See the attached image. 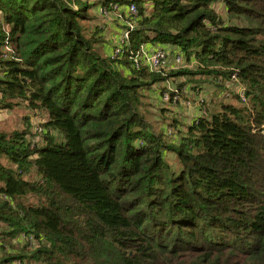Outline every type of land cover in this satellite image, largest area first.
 <instances>
[{
	"label": "trees",
	"instance_id": "16d2710c",
	"mask_svg": "<svg viewBox=\"0 0 264 264\" xmlns=\"http://www.w3.org/2000/svg\"><path fill=\"white\" fill-rule=\"evenodd\" d=\"M76 4L0 0V111L45 116L34 146L0 131V264H264V0L99 1L133 26L108 53Z\"/></svg>",
	"mask_w": 264,
	"mask_h": 264
},
{
	"label": "rangeland",
	"instance_id": "374dc122",
	"mask_svg": "<svg viewBox=\"0 0 264 264\" xmlns=\"http://www.w3.org/2000/svg\"><path fill=\"white\" fill-rule=\"evenodd\" d=\"M61 1L64 3L68 2V0H61ZM99 1H102V0H72L74 4H76V2H81V3L91 5L92 9L89 10L88 12V14L91 17V20L89 21L87 26L90 28L97 27L98 29H101V31L103 32L102 39L104 40V44H103L104 48L102 46L100 48L102 52L106 51L107 53L108 49H110L112 46H115L116 44H122V42L123 43L125 42L124 40H126L127 35L126 33H123L122 30H126L127 26H130V24L132 25V23L131 22L128 23V21L124 20V18L122 17V13L124 10L123 8L118 7L117 5H113L110 10L101 8L100 5L97 4V2ZM219 9H222V7L220 6ZM235 23L239 24L238 22H235ZM157 49H161V48H157ZM165 51L168 56L169 65H174L177 59L175 51L174 52H171L169 50H165ZM101 55L104 56L103 53H101ZM184 67L192 68V64L186 62ZM205 84H203L204 89L206 90V92L210 93L211 91H209V89L213 90L214 88H211L212 87L211 85L207 86V84L206 85ZM189 91L190 89L188 90V92ZM206 92H205V95H207ZM218 92H216L217 99H219L220 101L221 100H228V101L232 100L231 97L227 96L228 93H223L222 90ZM146 94L147 95H145V97L142 99V103L144 106L142 109V112L146 116L147 121L150 124H152V126L154 127L153 129H155L156 132H160L161 130L160 126L162 125L161 122H164L165 120L161 119L160 111H158V109L163 107L164 103L160 102L157 99V97L153 95V93L149 94L146 92ZM198 106H199L198 104L196 105L191 104L187 106H184L183 104L182 107L175 109L176 114H173V115L170 114V117L174 116L182 122L189 121L191 115L197 112ZM44 119H45V116L43 114L38 113V112L37 113L33 112L32 110L26 107L25 103L19 104V106H15L12 109L0 111V131H3L4 133H7V134H11V133L13 134V133L24 132V131H27L28 129L30 130V132L34 134L33 137H35L38 134H40L39 132H37V129L38 127H41ZM168 159L173 161L175 157L173 154H169ZM30 178L31 180L38 181L34 173L32 174ZM16 244L18 245L19 241H17ZM23 246H24V243H21V247Z\"/></svg>",
	"mask_w": 264,
	"mask_h": 264
},
{
	"label": "built area",
	"instance_id": "2783aa9c",
	"mask_svg": "<svg viewBox=\"0 0 264 264\" xmlns=\"http://www.w3.org/2000/svg\"><path fill=\"white\" fill-rule=\"evenodd\" d=\"M129 12L130 14L136 15V8L135 6H131L129 8ZM129 27H131L130 29L133 30V26L130 25ZM123 33H126L127 37L126 40L129 36V32H127V30ZM126 40H124L126 42ZM120 52V49H116L112 54L111 57L114 58L116 57ZM177 56V55H176ZM135 62L137 64L138 68H141L142 66L145 67L147 66L150 70V72H163L166 70H169L170 68H172L171 66H175L176 68L181 67V65L184 62V58L183 56H177L176 59V63L174 65H169L168 63V56L166 54V51L164 49H157V50H149V47L144 45L141 50L135 55ZM174 68V67H173ZM172 68V69H173ZM237 80V78L235 77L233 79V81ZM243 95V93H242ZM169 100V96H165V101ZM42 127H38L37 132H39L40 134H38L37 136L33 137L31 139V144L32 146H34L36 143H38L39 139L37 138L38 136H41V134L43 133V128L41 130Z\"/></svg>",
	"mask_w": 264,
	"mask_h": 264
},
{
	"label": "crops",
	"instance_id": "0c3cea01",
	"mask_svg": "<svg viewBox=\"0 0 264 264\" xmlns=\"http://www.w3.org/2000/svg\"><path fill=\"white\" fill-rule=\"evenodd\" d=\"M110 49H108V51H109ZM108 51H107V53H108ZM110 52V51H109ZM211 92L210 93H208V92H206V90H205V92L207 93V96H209V97H212V94H214V92L215 91H213V90H210Z\"/></svg>",
	"mask_w": 264,
	"mask_h": 264
}]
</instances>
